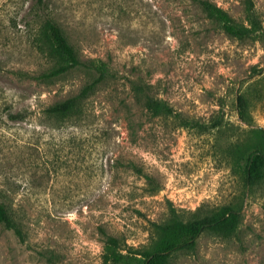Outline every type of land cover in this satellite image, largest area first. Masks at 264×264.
Returning a JSON list of instances; mask_svg holds the SVG:
<instances>
[{
	"label": "rangeland",
	"instance_id": "rangeland-1",
	"mask_svg": "<svg viewBox=\"0 0 264 264\" xmlns=\"http://www.w3.org/2000/svg\"><path fill=\"white\" fill-rule=\"evenodd\" d=\"M206 1L245 22L243 0ZM254 2L264 28V0ZM47 17L84 60L112 71L67 119L44 111L92 75L16 73L50 68L39 47ZM152 98L174 113L157 114ZM7 106L24 119L9 120ZM262 150L264 37L229 35L194 0H0V197L23 231L0 223V264H143L138 252L173 209L226 205L237 229L202 232L169 264H264V162L246 177Z\"/></svg>",
	"mask_w": 264,
	"mask_h": 264
},
{
	"label": "trees",
	"instance_id": "trees-1",
	"mask_svg": "<svg viewBox=\"0 0 264 264\" xmlns=\"http://www.w3.org/2000/svg\"><path fill=\"white\" fill-rule=\"evenodd\" d=\"M199 2L211 15L222 24L223 29L229 35L239 40L262 39L264 28L257 16L254 0H243L245 8V22H240L232 17L224 9L217 7L206 0H194ZM40 5L44 0H38ZM39 47L42 53L51 62L50 68L40 74L28 72H16L22 79L50 82L53 79L64 76L74 70H83L92 75V80L81 92L73 97L57 102L44 111L51 118L67 119L77 114L81 101L94 93L97 88L106 82L112 71L109 64L102 59L84 60L76 47L70 42L63 28L54 19L47 17L43 20L39 30ZM142 94L146 93L143 86H136ZM152 109L159 115H172L173 108L166 102L151 99ZM8 108V118L12 121L24 119V113ZM183 127L191 125L183 120ZM219 122L210 124L207 128H217ZM263 131V130H261ZM255 151L250 155L246 166V177L250 181L259 175L260 162H264V150L261 153ZM0 223L18 236L23 235L20 222L16 219L12 205L8 198L0 197ZM241 223L240 214L230 205L223 206L210 213H202L200 210L190 213L185 217L176 210L171 211L169 220L157 225V239L150 247L142 249L138 253L144 258L143 264H169L171 256L180 250H192L196 245L198 236L204 231L218 234H231Z\"/></svg>",
	"mask_w": 264,
	"mask_h": 264
}]
</instances>
